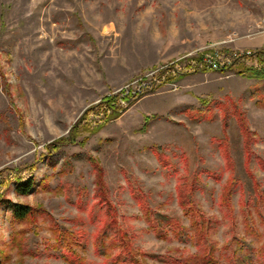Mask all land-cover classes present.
<instances>
[{"label":"rangeland","instance_id":"1","mask_svg":"<svg viewBox=\"0 0 264 264\" xmlns=\"http://www.w3.org/2000/svg\"><path fill=\"white\" fill-rule=\"evenodd\" d=\"M259 50L264 0H0V264H72L71 252L87 264H202L190 259L201 251L180 203L192 181L217 256L229 247L239 264L255 262L264 245ZM217 51L236 61L232 70L195 68ZM142 82L139 97L122 91ZM9 201L38 213L15 220ZM149 212L164 220L162 236ZM71 233L84 245L64 244Z\"/></svg>","mask_w":264,"mask_h":264},{"label":"trees","instance_id":"2","mask_svg":"<svg viewBox=\"0 0 264 264\" xmlns=\"http://www.w3.org/2000/svg\"><path fill=\"white\" fill-rule=\"evenodd\" d=\"M256 53L259 56L264 55L263 50H259ZM235 63L236 61L234 63L232 62V63L225 64L218 71L232 70L234 68ZM252 72L254 75L264 78V73L262 71L253 70ZM132 98L133 97L130 96L127 98V100L130 102L133 100ZM115 101H116V97H112V96L106 97L103 100V102L109 105V107L111 108L110 113L112 116H116L120 112V110L114 106L116 105ZM65 140H67V142H69V140L73 141L74 137L72 136L67 139L61 138L60 140H57L54 143H52L50 145V149L60 148L62 145L61 143L65 142ZM232 183L233 181L228 183L227 185L226 191L229 192V194H231L229 189L231 188ZM32 186H33V180H29L27 182L18 181L16 190L18 191L19 194H28L30 190L32 189ZM181 190H182V195L180 198V203L184 207L185 214L188 215L190 218L191 227L189 229L192 231V233H194L196 242L200 246V251H201L199 255L190 257V259H192L193 261L194 259L197 258L198 260H200L202 264H220L221 263L220 260H225L226 264H239V260L237 259L236 253H233L232 255L231 254L226 255V253L230 249L229 247L226 248V250L224 251V253H222V255L217 256V252H219L218 243L211 238V231L213 229V221L205 215V213L201 210V207L193 200V197H192L193 192L195 190V183L193 181L191 183H184L181 187ZM8 204L12 205L11 207L12 217L15 220L24 221V220H27L29 217L38 213L36 208L31 207L29 205L13 203L11 201H9ZM246 208L247 207L244 208L245 222L251 223V227L254 229V227H256L254 225L255 220L252 216L251 211L249 209L246 210ZM150 213H151V216H150ZM167 220L168 221L166 223L168 224L169 229L176 237L178 238L183 237V234L187 233L188 229L186 231V227H184L177 219L171 217V218H168ZM147 221L153 226L154 229L158 230L157 232H159L161 236L162 234H165L166 231L164 227L162 226V223L164 222V220L158 218L156 214L154 215L152 212H149L147 214ZM257 233L258 232L256 230L255 232H250V234L252 235H256ZM69 235H70V237H68L69 241H64L63 242L64 244L65 242L66 244L68 242L69 244L71 243L73 245H78V246L84 245L81 235L72 234V233ZM59 243H60L59 244L60 246L61 244L63 245L62 242H59ZM120 244H122V247L128 251V254L129 253L133 254L131 250V245L126 240L125 237H123L122 242ZM71 253L69 255H66L65 259L67 261H69L72 264H87V262H85V260L82 257H80L74 252H71ZM117 260H114V261L112 260L110 262H112L113 264H117L118 263ZM175 261H180V260H175ZM249 264H264V245L258 251V256L255 262H251Z\"/></svg>","mask_w":264,"mask_h":264},{"label":"built area","instance_id":"3","mask_svg":"<svg viewBox=\"0 0 264 264\" xmlns=\"http://www.w3.org/2000/svg\"><path fill=\"white\" fill-rule=\"evenodd\" d=\"M251 54V53H247ZM195 62V61H194ZM228 62L222 61L221 53L218 51L216 53H208L203 56H200V58L195 62V68L197 69H206V70H219L224 66L225 64H228ZM134 87L127 86L122 91L125 94L133 95V97H139L142 94H144L149 89V83L142 82L136 85L134 84Z\"/></svg>","mask_w":264,"mask_h":264}]
</instances>
